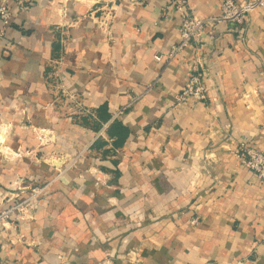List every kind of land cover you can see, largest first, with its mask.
Listing matches in <instances>:
<instances>
[{"label":"crops","instance_id":"0c3cea01","mask_svg":"<svg viewBox=\"0 0 264 264\" xmlns=\"http://www.w3.org/2000/svg\"><path fill=\"white\" fill-rule=\"evenodd\" d=\"M223 1L190 9L205 18ZM1 2L13 18L0 39V123L15 124L17 151H33L0 154V198L45 189L24 220L0 225V264H264V185L237 156L242 142L264 152V10L208 27L167 65L154 56L179 38L169 0ZM57 67L77 116L63 110ZM194 68L208 99L173 106ZM24 108L54 125L59 147L89 154L49 167Z\"/></svg>","mask_w":264,"mask_h":264},{"label":"built area","instance_id":"2783aa9c","mask_svg":"<svg viewBox=\"0 0 264 264\" xmlns=\"http://www.w3.org/2000/svg\"><path fill=\"white\" fill-rule=\"evenodd\" d=\"M170 9L177 11L180 16L181 23L179 29V38L174 42L167 53L155 54L156 61L166 62L170 64L178 55L193 44L199 45L203 38V33L208 27H216L222 24H233L238 27L244 26L251 19V16L258 10H264V0H224L220 12L212 14L205 18L198 17L190 9V0H169ZM13 18L12 9L5 3H0V23L2 28L0 29V39L4 37L7 27L10 25ZM61 81V76L57 72L56 78ZM154 87V84L151 85ZM193 99L196 101H206L208 99L207 88L204 81V70L194 68L189 80L186 82L183 89L176 94L175 103L173 106L184 104L187 100ZM22 115L27 113V109H20ZM12 124L0 123V139L5 138L7 135H12L10 130ZM43 133V132H41ZM237 156L241 159L243 164L253 170L262 184L264 185V152L260 151L247 143L242 142L237 150ZM23 181L19 180L16 183L15 190H23ZM44 187L35 185L29 187L28 195L25 198H21L17 194L19 201L10 206L5 205V198H0V225L7 227V224L15 220H24L27 212L33 208V199L40 196ZM190 223L193 226L200 224V218L198 216L191 217Z\"/></svg>","mask_w":264,"mask_h":264},{"label":"rangeland","instance_id":"374dc122","mask_svg":"<svg viewBox=\"0 0 264 264\" xmlns=\"http://www.w3.org/2000/svg\"><path fill=\"white\" fill-rule=\"evenodd\" d=\"M60 67V63H57ZM57 67L56 72H58L61 76L60 68ZM57 78H54L56 81ZM62 85H60V92H61V98H65V103L63 105V110L66 112V116H77L79 113L83 112L84 107L82 106V102L80 100V97L77 93L70 92L68 88L66 87L63 82L60 81ZM57 84V83H56ZM62 90V91H61ZM60 98V97H59ZM28 115V114H26ZM28 121H26L27 126L30 127L34 135L36 136V139L38 141V146L39 147H53L54 149L49 150L47 154H45L43 157H45V162L49 167H54L56 169L55 165H59L60 168H67V167H72L75 166L79 163V160L82 158L86 157L88 153L87 148H83L80 150L78 154L75 155V150L74 146L72 147H65L62 148L61 144L59 147L60 143V137L58 138L56 129L54 128L53 124H49L47 126H42V125H37L32 121L31 116L28 115ZM12 124V123H11ZM10 130L14 133L16 132V126L15 124H12L10 127ZM43 132V133H41ZM12 135H7L5 138L0 139V154L5 158V159H14V158H23L24 154L28 151H33V150H25L24 148L20 149V151H17L11 144L12 140ZM8 147H7V146ZM4 147V148H3ZM37 155L36 151H34V155ZM35 155V156H36ZM132 221V220H131ZM136 222V219H134ZM133 222V223H135Z\"/></svg>","mask_w":264,"mask_h":264},{"label":"bare ground","instance_id":"6f19581e","mask_svg":"<svg viewBox=\"0 0 264 264\" xmlns=\"http://www.w3.org/2000/svg\"><path fill=\"white\" fill-rule=\"evenodd\" d=\"M7 146V145H6ZM8 147V146H7ZM4 148V147H3ZM2 154V153H1Z\"/></svg>","mask_w":264,"mask_h":264}]
</instances>
